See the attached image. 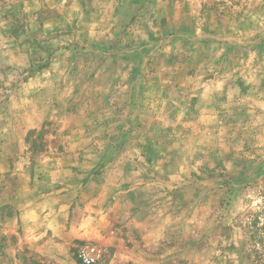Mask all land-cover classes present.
<instances>
[{
    "label": "rangeland",
    "instance_id": "1",
    "mask_svg": "<svg viewBox=\"0 0 264 264\" xmlns=\"http://www.w3.org/2000/svg\"><path fill=\"white\" fill-rule=\"evenodd\" d=\"M264 264V0H0V264Z\"/></svg>",
    "mask_w": 264,
    "mask_h": 264
},
{
    "label": "built area",
    "instance_id": "2",
    "mask_svg": "<svg viewBox=\"0 0 264 264\" xmlns=\"http://www.w3.org/2000/svg\"><path fill=\"white\" fill-rule=\"evenodd\" d=\"M83 257L85 262L88 264L95 262V257H93L91 254H85Z\"/></svg>",
    "mask_w": 264,
    "mask_h": 264
}]
</instances>
